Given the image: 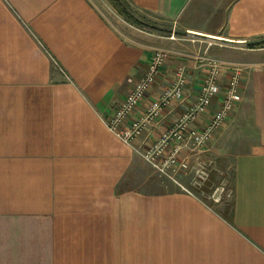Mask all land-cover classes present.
Returning a JSON list of instances; mask_svg holds the SVG:
<instances>
[{
    "label": "crops",
    "instance_id": "0c3cea01",
    "mask_svg": "<svg viewBox=\"0 0 264 264\" xmlns=\"http://www.w3.org/2000/svg\"><path fill=\"white\" fill-rule=\"evenodd\" d=\"M128 2L168 20L170 36L115 26L89 0H0V264H264V0ZM155 49L165 61L124 126L180 65L185 83L130 146L103 121ZM198 55L242 67L241 100L213 142L180 155L196 164L242 139L232 195L219 201L208 185L193 194L188 181L162 186L135 151L196 101ZM228 76L222 69L221 88Z\"/></svg>",
    "mask_w": 264,
    "mask_h": 264
},
{
    "label": "built area",
    "instance_id": "2783aa9c",
    "mask_svg": "<svg viewBox=\"0 0 264 264\" xmlns=\"http://www.w3.org/2000/svg\"><path fill=\"white\" fill-rule=\"evenodd\" d=\"M167 52L163 49H155L152 52L150 62L144 75L137 80L134 86L125 94L124 98L113 108L112 113L104 119L106 128L118 139L131 146L133 139L144 129L145 125L159 114L168 105L172 98L180 95L185 83V67L180 65L176 69L174 82L146 108L144 114L129 127L124 122L133 110L142 102L147 91L154 83L158 75L159 67L164 63ZM201 62L205 75L199 86L196 101L190 106L171 126L160 134L151 147L144 151H135L145 160L158 175H164L175 181L173 173L192 172L191 186L200 188L208 180V171L203 165L192 166L187 157H181L183 151L199 153L207 150L214 140V134L227 117L235 110L241 100V75L242 67L226 65L224 62L208 57H195ZM222 69L229 72L224 88L220 87L219 77ZM221 95L217 110L209 117L201 129L194 127L199 121L212 98ZM186 193L193 194L189 188L183 187ZM217 189L214 190L216 193ZM216 196V197H215ZM214 201H219L220 194H212Z\"/></svg>",
    "mask_w": 264,
    "mask_h": 264
},
{
    "label": "rangeland",
    "instance_id": "374dc122",
    "mask_svg": "<svg viewBox=\"0 0 264 264\" xmlns=\"http://www.w3.org/2000/svg\"><path fill=\"white\" fill-rule=\"evenodd\" d=\"M94 6L104 15V17L115 26L124 29L135 30L136 32H142L147 34H152L154 36L160 37H167L170 36V23L165 18L149 13L135 11L132 13V7H130V3L128 0H89ZM122 8L128 11L127 15H122ZM180 34H175V37ZM191 39V38H190ZM190 39L181 40L180 42L183 43L182 49H184V45L193 44ZM260 43H264V40H261ZM257 42L254 44L256 45ZM242 139L236 138L232 139L231 142L227 143L224 146L223 150L231 151L228 153H215V152H208L204 158H201L199 163L194 164L191 162L192 166H196L197 164L203 165L206 167L208 171V180L206 183L201 186L200 188L206 187L209 191L207 192L211 198L212 194H220V195H232V182H233V175H234V152L242 150L239 148V143ZM216 146V145H215ZM142 158V157H141ZM145 161V160H144ZM146 162V161H145ZM147 163V162H146ZM193 163V164H192ZM149 169L152 172V176L154 179L158 180L159 183L164 186L168 187L169 184H172V180L164 175H158L152 167L147 163ZM192 172L187 173H173V178L179 182H190L192 181ZM184 184V183H183ZM189 189L194 191V189L190 185ZM187 186V187H188ZM217 189L216 193L214 190ZM216 197V196H215ZM213 200V199H211Z\"/></svg>",
    "mask_w": 264,
    "mask_h": 264
},
{
    "label": "trees",
    "instance_id": "16d2710c",
    "mask_svg": "<svg viewBox=\"0 0 264 264\" xmlns=\"http://www.w3.org/2000/svg\"><path fill=\"white\" fill-rule=\"evenodd\" d=\"M130 7L133 8V9H132V13H134L135 11L138 13V11H140V10H138L137 8H135L134 6H132L131 4H130ZM121 10H122V12H120V13H122V15H127V14H128V11H127L126 9L122 8ZM143 12H144V11H143Z\"/></svg>",
    "mask_w": 264,
    "mask_h": 264
}]
</instances>
